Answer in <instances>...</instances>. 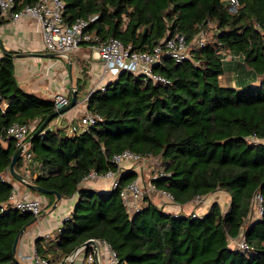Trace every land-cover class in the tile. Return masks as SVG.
Instances as JSON below:
<instances>
[{
	"label": "trees",
	"instance_id": "trees-1",
	"mask_svg": "<svg viewBox=\"0 0 264 264\" xmlns=\"http://www.w3.org/2000/svg\"><path fill=\"white\" fill-rule=\"evenodd\" d=\"M63 1L64 22L95 15L91 33L103 40L116 38L132 50L148 51L176 34L190 40L201 30L210 31L209 23L216 29L191 59L175 64L163 58L153 68L169 84L121 72L104 91L89 96L86 109L101 118L94 126L68 135L63 127L49 128L50 121L31 139L32 162L40 172L30 182L64 199L78 197L54 238L36 239L35 253L54 264H68L64 259L77 246L99 239L126 264H264V144L251 140L264 138V0H236V12L223 0ZM36 2L14 0L13 11ZM228 54L237 60L234 85L222 80ZM15 55L5 51L0 58V172H6L16 151L7 127L35 122L34 133L54 112L52 99L18 86ZM255 80L258 85L249 84ZM124 150L159 162L165 176L153 183L176 204L217 191L229 203L221 208L214 202L204 215L192 218L166 213L148 196L130 214L118 189L96 191L81 185L90 171L100 175L116 170L111 157ZM21 166L19 158L15 170ZM136 178L133 170L122 172L119 187ZM10 193L11 186L0 181V203ZM257 193L263 214L253 220ZM38 194L49 199L46 208L53 204V195ZM32 218L14 210L0 215V264H22L12 245ZM241 233L248 247L230 248L229 240H241Z\"/></svg>",
	"mask_w": 264,
	"mask_h": 264
},
{
	"label": "built area",
	"instance_id": "built-area-1",
	"mask_svg": "<svg viewBox=\"0 0 264 264\" xmlns=\"http://www.w3.org/2000/svg\"><path fill=\"white\" fill-rule=\"evenodd\" d=\"M230 12H236L239 8L236 0H223ZM14 0H0V22L8 20L15 23L21 18H30L36 21L41 33V45L43 51L55 54L58 57L68 59L71 52L78 50L82 46H86L95 52L100 62V80L97 84L80 100H77V108L79 116L66 117V113L58 114L51 122L57 128H65L72 134H79L87 131L94 126L101 118L99 115L89 112L86 109V103L89 96L96 90L104 91L106 86L113 83L121 72L130 73L134 76H141L144 80H150L153 83L162 85L169 84V80L153 71V68L161 64L163 58L171 59L175 64H179L185 60L191 59L193 52L199 50L206 45V31H199L193 38L187 40L184 35L176 34L161 40L148 51L132 50L130 45H123L116 38L101 39L98 35L91 33L88 28L97 16H90L87 19H80L72 24L64 22V12L66 4L63 0H37L32 5H26L13 11ZM54 111H58L66 106L70 100L68 95L56 93L53 95ZM6 104H4V107ZM36 123L31 125L13 123L6 129V135L13 140L16 150L22 147L20 158L22 159L21 169L22 176L26 181L30 182V166L32 155L30 151V138L35 129ZM43 132L41 133V135ZM254 143L264 144V138H252ZM145 158L138 153L130 150H124L111 157V163L114 164L116 170H108L104 174H97L90 171L81 180V185L97 181L99 179L109 180L110 190H119V196L128 213L139 211L149 194H154L164 199L167 203H175L170 193L159 190L155 187L153 181L157 178L165 176L162 168L156 170L147 179L145 184L142 169V162L151 160ZM124 164H130L128 168ZM139 164H142L141 167ZM126 170H133L137 173V178L124 186L119 187L120 174ZM0 181L11 186V193L6 201L0 203V215L11 210L19 213H29L33 217H39L42 213L43 199L41 196L30 197L26 191H20L19 186L22 184L14 180L8 169L6 172H0ZM31 183V182H30ZM24 186V185H23ZM197 206L205 204L203 197H196L193 200ZM254 214L258 219L263 214L262 197L260 194L253 196ZM178 214V213H174ZM192 218L200 217L196 211V207L188 214ZM243 233L240 234V237ZM98 245L102 264H126L121 262L115 251L108 243L103 240L94 239ZM230 248L246 249L248 246L243 239H230ZM91 249V248H90ZM19 260L23 264H54L49 260L40 257L35 252L27 256H19ZM65 263H68L65 261ZM61 262L57 263L60 264ZM68 264H95L94 253L91 251L82 252L72 263Z\"/></svg>",
	"mask_w": 264,
	"mask_h": 264
},
{
	"label": "crops",
	"instance_id": "crops-1",
	"mask_svg": "<svg viewBox=\"0 0 264 264\" xmlns=\"http://www.w3.org/2000/svg\"><path fill=\"white\" fill-rule=\"evenodd\" d=\"M5 51L16 53L13 62L14 76L18 86L24 92L33 94L41 99H52L53 95L56 93L68 95L73 88L77 91V87H80L81 83L84 84V82L88 80L89 88L87 92L81 88L78 92V97L80 99L100 80V62L95 52L86 46H82L78 50L71 52L68 59L56 56L66 60L69 64V69L64 68V65L61 64L60 72L51 71L50 67L52 62L46 63L41 60V57H43L42 54H47V52L42 49L40 29L36 21L30 18H21L15 23L9 22L8 20H4L0 23V58ZM56 77L57 79H55ZM234 82L232 83L233 85ZM253 82L258 83L259 81L255 80ZM46 95L48 97H46ZM79 110L80 108L77 107L68 111L66 117H78ZM50 128L52 129V127ZM2 146L6 148L7 143H2ZM129 165L130 164H124V167L128 168ZM39 170V166L36 165L35 162L31 164L30 173L32 176L38 174L40 172ZM147 170V166H143V176ZM17 172L20 174L23 173L21 167ZM109 184V180L99 179L86 184L84 187L96 191H110ZM19 189L20 191H26L30 197H36V195L30 193L27 188L19 186ZM216 195H220L222 197L220 200L222 201L219 202V200H216ZM149 196L152 197L151 201L161 207L164 212L172 214L183 213L188 215L191 210L196 207V211L198 208L201 211H197V213L202 216L214 202L219 203L221 208H223L225 203L226 205L229 203L228 196L222 191H217L203 197L205 204H199V206H197L194 201L179 205L176 203H167L164 199L154 194H149ZM41 197L44 202L43 207L45 209L42 211V213H44L40 214L39 220L32 226L33 228L29 230V232H25L19 239L16 248L18 259L21 255L27 256L35 252L34 243L37 238H54L55 231L60 227L63 220L70 215L78 198L77 194L67 199L61 198L54 209H52L51 206L46 209L49 199L44 196Z\"/></svg>",
	"mask_w": 264,
	"mask_h": 264
},
{
	"label": "water",
	"instance_id": "water-1",
	"mask_svg": "<svg viewBox=\"0 0 264 264\" xmlns=\"http://www.w3.org/2000/svg\"><path fill=\"white\" fill-rule=\"evenodd\" d=\"M42 56L43 57H53V56H55V54L47 53V54H42ZM76 92L77 91H76L75 88H73L71 90V92H70V100H69L68 104L66 106L62 107L61 109H59L58 111H54L52 114L47 116L43 120V122L40 125V127L37 130H35V132L32 134V136L30 138V141L35 135H37L40 131H42V129L55 116H57L58 114L66 113V112L72 110L76 106V104H77V94H76ZM21 152H22V147H19L15 151L14 155L11 158V162H10L9 167H8V171H9L10 176L14 180H16L17 182L21 183L22 185L26 186L27 188H29V189H31V190H33L35 192H38V193H41V194H45V195H53L55 197V199H54L53 204L51 205V208L54 209L56 207V205H57V202L61 199L60 195L57 192L45 190V189H43V188H41V187H39L37 185H34V184L26 181L25 177L22 176V174H20L19 172H17L15 170V164L19 160ZM38 220H39V217H33L32 220L27 225H24L19 230V232L17 233V235L14 238L13 245H12V252L14 254L16 253V248H17L18 241L23 236V234L25 233L26 228L28 226H30V225L35 224L36 222H38ZM87 248H91L92 249V251L94 253V257H95V264H102L101 258H100V253H99V248H98V245H97V243H96V241L94 239L86 240L81 245L77 246L70 254H68L66 256L65 261L68 262V263H72Z\"/></svg>",
	"mask_w": 264,
	"mask_h": 264
},
{
	"label": "rangeland",
	"instance_id": "rangeland-1",
	"mask_svg": "<svg viewBox=\"0 0 264 264\" xmlns=\"http://www.w3.org/2000/svg\"><path fill=\"white\" fill-rule=\"evenodd\" d=\"M208 28L210 29V31H207L206 32L207 40L210 39V37L213 35V33H214L215 29H216L215 28V24L214 23H209ZM58 59H59V61H58ZM41 60H42V62H46V63L52 62V65L50 67L51 68V71L53 70L55 72H60L61 71V64L64 65V68L69 69V64L66 62V60L60 59V58L56 57V55L53 56V57H41ZM235 61H237V60H235V58L232 57L231 54H228L227 56H225V59L223 61V70H224V74L223 75H224V77H223L222 80L225 81V82H228L229 81L228 84H232L234 82V80H235V76L237 75V71L234 69ZM55 79H57V77ZM58 79H59V77H58ZM246 81H247V83L250 82L249 78ZM249 84L255 86V85H258L259 82L258 83H255V82L252 83L251 82ZM88 88H89L88 80H86V82H84V84L81 83V89H83L85 92H87ZM46 97H48V96L46 95ZM77 100L78 101L80 100L79 97H78ZM80 110H82V106H80ZM50 127H52V128L55 127L52 124V122L49 125V128ZM66 133L68 135H74L70 131H68V129L66 130ZM142 164L144 166H147V168H148L147 172L143 176L144 182L146 184L147 179L151 176V174H153L156 170H158L160 168L159 167L160 165H159V162L156 161V160H154V159H152V160H146V161L142 162ZM142 164H139V165L141 166ZM35 195L38 196V197L40 196L38 193H36ZM221 198L222 197L220 195H216V197H215V199L216 200H219V202L222 201V200H220ZM224 206H226V203H225ZM197 211L198 212H201L199 208L197 209ZM253 215H254L253 218L256 217V214H253ZM32 226H34V224L28 226L26 228V231L25 232H29V230H31L33 228ZM240 239H242V237Z\"/></svg>",
	"mask_w": 264,
	"mask_h": 264
}]
</instances>
